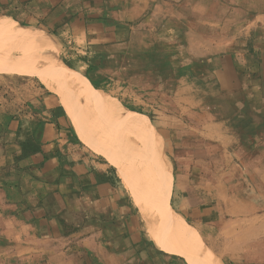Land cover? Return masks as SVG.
Segmentation results:
<instances>
[{
	"label": "crops",
	"instance_id": "crops-1",
	"mask_svg": "<svg viewBox=\"0 0 264 264\" xmlns=\"http://www.w3.org/2000/svg\"><path fill=\"white\" fill-rule=\"evenodd\" d=\"M0 15L37 31L31 36L44 38L73 72L92 57L118 62L141 54L144 42L188 54L178 40L189 38V68L203 72L225 102V129L210 120L193 131L225 151V171L202 195L190 169L175 171L168 205L197 230L213 229L219 216L264 214V196L249 176L261 162L247 158L254 146L244 140L264 133V0H0ZM54 98L23 112L0 107V264H187L159 249L149 227L150 237L143 233L118 174L81 146ZM247 104L257 108L253 115ZM231 227L225 237L236 238L240 229Z\"/></svg>",
	"mask_w": 264,
	"mask_h": 264
},
{
	"label": "rangeland",
	"instance_id": "rangeland-1",
	"mask_svg": "<svg viewBox=\"0 0 264 264\" xmlns=\"http://www.w3.org/2000/svg\"><path fill=\"white\" fill-rule=\"evenodd\" d=\"M0 20L7 19L0 15ZM11 23L37 36V31L16 22ZM261 25L264 28V23ZM15 41L0 33L1 109L7 113L23 112L43 96L55 97L53 100L63 110L68 124L77 134L79 132L81 146L118 174L131 197L143 233L149 235V227L152 237L155 229L164 237H171L150 212V205L156 201L158 191L166 187L167 181L171 182L175 171L190 169L199 182L196 192L202 195L207 186H212L216 176L225 171V151L214 149L213 146L217 144L206 141L193 131V128L206 127L210 120L216 122L217 128L225 129V102L217 100L206 84L207 76L203 72L189 68L191 62L195 61L190 57L194 55L189 38L183 36L178 40L186 47L188 54L176 47L144 42L141 54H128L118 62L112 61L110 56L104 60L92 57L86 61V68L78 72L64 66L62 70L63 64L49 50L44 38L41 41L43 47L37 51ZM84 57L86 60L87 56ZM52 67L58 72H65L72 87L93 91L102 95L108 103L129 111L145 127L144 130L152 134L153 144H150V140L147 142L140 132L116 123L100 106L86 107L73 100L75 114L69 115L62 97L74 99L75 96L69 87L60 85L51 74L48 75L46 70ZM60 92H63L62 95ZM255 109L252 105L246 106V111L252 115ZM205 112L209 113L208 118H204ZM259 138L261 141L255 142ZM244 140L245 144L254 146L252 152L245 151L247 158L249 156L253 161L261 162L258 167L249 166V176L257 179L259 193L264 196V133H247ZM249 176L246 173V186L250 190L253 183ZM220 188L225 191V186ZM169 196L170 191L168 203ZM142 200L145 201L143 207ZM173 211L177 213L174 208ZM222 217L219 216L220 219L210 226L213 229L209 231L205 227L197 230L194 223L181 218L199 235L213 259L211 264H264V214L234 218L230 222ZM230 225H233L232 230L241 231L236 238L225 237L228 233L225 229ZM246 229L249 231L242 236Z\"/></svg>",
	"mask_w": 264,
	"mask_h": 264
},
{
	"label": "bare ground",
	"instance_id": "bare-ground-1",
	"mask_svg": "<svg viewBox=\"0 0 264 264\" xmlns=\"http://www.w3.org/2000/svg\"><path fill=\"white\" fill-rule=\"evenodd\" d=\"M7 20H0L1 34L10 36V38H14V40L20 44L29 48H33L36 51L43 47L40 42L29 35L24 29L15 27V25L11 23V20L9 22ZM54 60L56 62V59ZM61 68L64 70L63 66ZM46 71L48 72V75H52L53 79H55V82L59 81L58 83L60 85L69 87L71 93L75 96L74 99L62 97L63 106L69 115L74 116L75 114L73 100L76 104L86 107L90 106L93 108L100 106L101 110L105 111V114H107L108 117L113 118L116 123L127 129H132L135 132H140L141 135L145 136L147 142H149L147 130H144L145 127L129 111L124 110L117 104L108 103L107 100L102 98V95L99 96V94H95L93 91L86 89L79 90L75 87H72L67 80L66 73L63 71L58 72L54 67L50 68L49 71ZM58 91L56 92L58 93ZM62 93L60 92V95H62ZM142 140H144V137ZM165 185L166 187L164 186L158 191L156 201L150 205V210L156 222L158 221V223L167 230L171 237H164L162 234L158 233L157 229H155L153 232L155 245L167 253L181 255L188 264H202V262L211 264L213 259L208 249L204 248V244L201 241L199 235L193 228L180 220L169 207L168 194L170 191V185L169 183ZM141 203H143L141 205L143 207L145 201L142 200Z\"/></svg>",
	"mask_w": 264,
	"mask_h": 264
}]
</instances>
